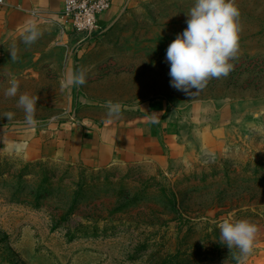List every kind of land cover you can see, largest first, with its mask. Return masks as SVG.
<instances>
[{
	"label": "rangeland",
	"instance_id": "rangeland-1",
	"mask_svg": "<svg viewBox=\"0 0 264 264\" xmlns=\"http://www.w3.org/2000/svg\"><path fill=\"white\" fill-rule=\"evenodd\" d=\"M193 3L135 0L79 49L59 21L35 26L30 45L25 34L0 40V132L25 126L16 100L26 93L37 99L32 128L78 118L84 99L125 109L163 98L180 138L167 174L91 171L0 149V264H264V0H234L232 70L186 94L170 86L165 56ZM77 71L86 83L65 87ZM12 80L17 97L5 95ZM228 217L257 227L239 262V249L219 241L217 223Z\"/></svg>",
	"mask_w": 264,
	"mask_h": 264
},
{
	"label": "crops",
	"instance_id": "crops-1",
	"mask_svg": "<svg viewBox=\"0 0 264 264\" xmlns=\"http://www.w3.org/2000/svg\"><path fill=\"white\" fill-rule=\"evenodd\" d=\"M134 1L112 0L110 9L99 19L100 27L105 32L111 29ZM63 7L64 0H0V40L25 34L30 24L59 21L63 25L62 36L78 42L80 36L66 28L61 18ZM84 100L76 119L59 120L43 128L2 130L0 149L32 162L63 160L91 171L140 168L170 172L179 156L180 138L166 99L133 103L113 117L101 103Z\"/></svg>",
	"mask_w": 264,
	"mask_h": 264
},
{
	"label": "clouds",
	"instance_id": "clouds-1",
	"mask_svg": "<svg viewBox=\"0 0 264 264\" xmlns=\"http://www.w3.org/2000/svg\"><path fill=\"white\" fill-rule=\"evenodd\" d=\"M187 27L178 33L168 45L165 59L170 65V86L186 94L202 90L209 79L227 76L232 70L230 61L235 58L239 49L240 12L234 0H194L192 7L186 12ZM39 32L34 25L25 29L23 37L25 44L34 43ZM15 59V52H11ZM86 83L85 73L77 71L66 75L65 87L82 86ZM18 83L10 81L5 90L7 97H17ZM17 105L24 112V125L28 127L37 124L35 117L37 99L29 94H20ZM105 107L110 117L119 116L121 105L118 102L107 101ZM9 121L14 113L5 114ZM219 241L239 249L247 255L252 251L257 227L253 223L231 217L217 223Z\"/></svg>",
	"mask_w": 264,
	"mask_h": 264
},
{
	"label": "built area",
	"instance_id": "built-area-1",
	"mask_svg": "<svg viewBox=\"0 0 264 264\" xmlns=\"http://www.w3.org/2000/svg\"><path fill=\"white\" fill-rule=\"evenodd\" d=\"M111 5L112 0H64L61 18L66 28L80 36L77 49L94 43L104 34L99 19Z\"/></svg>",
	"mask_w": 264,
	"mask_h": 264
},
{
	"label": "trees",
	"instance_id": "trees-1",
	"mask_svg": "<svg viewBox=\"0 0 264 264\" xmlns=\"http://www.w3.org/2000/svg\"><path fill=\"white\" fill-rule=\"evenodd\" d=\"M242 258H243V255L237 253V257H236V259H235V262H239V261H241Z\"/></svg>",
	"mask_w": 264,
	"mask_h": 264
}]
</instances>
